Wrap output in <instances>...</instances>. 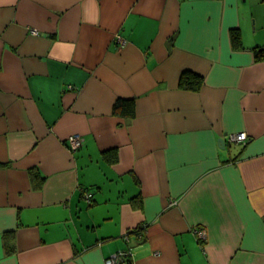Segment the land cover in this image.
<instances>
[{
	"label": "crops",
	"instance_id": "0c3cea01",
	"mask_svg": "<svg viewBox=\"0 0 264 264\" xmlns=\"http://www.w3.org/2000/svg\"><path fill=\"white\" fill-rule=\"evenodd\" d=\"M262 47L264 0H0V264H264Z\"/></svg>",
	"mask_w": 264,
	"mask_h": 264
},
{
	"label": "trees",
	"instance_id": "16d2710c",
	"mask_svg": "<svg viewBox=\"0 0 264 264\" xmlns=\"http://www.w3.org/2000/svg\"><path fill=\"white\" fill-rule=\"evenodd\" d=\"M231 40H232V42H233V44L235 46L237 44H239V38L237 36V33L233 32L231 34ZM254 52H255V57L257 59H263L264 58V47H262L260 50H255ZM197 79H199V76L197 74H194V73L193 74L190 73L188 78L182 76L181 77L180 86L182 88H184V89H191V90H193L194 87H197L199 85V81ZM189 80L191 82H189ZM113 113L118 114L121 117L132 118L134 116V101L133 100H123V99L116 100V102L114 103V106H113ZM106 158L109 159V160L111 159V161H114L115 160L114 157L109 156V155H107ZM35 175L36 174L34 173V174L31 175V177L33 179H35L36 178ZM41 179L40 178L38 179V182L34 185L35 188H39L41 186V182H42ZM87 195H90V197L87 198V200H90L91 197H92V194L91 193H87ZM135 232L137 233L138 231L136 230ZM6 243H7L6 244V248L8 250L10 248H12L13 244L10 242V240H9V242H7V239H6Z\"/></svg>",
	"mask_w": 264,
	"mask_h": 264
},
{
	"label": "built area",
	"instance_id": "2783aa9c",
	"mask_svg": "<svg viewBox=\"0 0 264 264\" xmlns=\"http://www.w3.org/2000/svg\"><path fill=\"white\" fill-rule=\"evenodd\" d=\"M247 140V135L245 133H238L229 136V141L233 143L241 144ZM82 145L81 137L77 134L70 135L66 139V146L69 151L74 152L78 150ZM90 195H86V198H89ZM203 234L199 232V237L201 238ZM125 256L123 254H117L111 258L105 260V264H125Z\"/></svg>",
	"mask_w": 264,
	"mask_h": 264
}]
</instances>
